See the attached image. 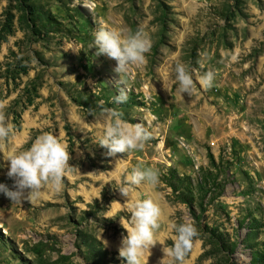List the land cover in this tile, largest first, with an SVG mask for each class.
<instances>
[{
    "label": "rangeland",
    "instance_id": "1",
    "mask_svg": "<svg viewBox=\"0 0 264 264\" xmlns=\"http://www.w3.org/2000/svg\"><path fill=\"white\" fill-rule=\"evenodd\" d=\"M101 25L143 29L145 61L115 74L114 60L91 46ZM177 62L191 70L190 95L176 90ZM120 91L127 100L114 103ZM102 109L151 138L105 155L94 142ZM0 110L14 126L0 155L42 134L69 155L60 192L44 185L21 204L0 194V264H124L127 204L144 198L162 213L146 264H166L170 220L198 233L183 264H264V0H0ZM133 167H154L159 182L126 200L118 188Z\"/></svg>",
    "mask_w": 264,
    "mask_h": 264
},
{
    "label": "clouds",
    "instance_id": "2",
    "mask_svg": "<svg viewBox=\"0 0 264 264\" xmlns=\"http://www.w3.org/2000/svg\"><path fill=\"white\" fill-rule=\"evenodd\" d=\"M91 46L95 56H104L114 60L113 72L125 73L132 64H142L145 53L151 47V38L143 29L129 30L124 35L121 30L101 25L92 35ZM80 50L74 49L73 53ZM174 82L179 94L190 95L193 90L191 70L183 63L177 62L173 67ZM214 72L205 71L199 77L200 85L210 88L213 85ZM127 95L120 91L113 97L114 103H124ZM105 119L100 134L94 140L106 149L105 155L115 156L142 148L151 138V132L140 123L130 124L122 118V113L114 109H102ZM79 119V118H78ZM14 133V126L8 123L0 110V140L7 139ZM0 160L7 161L6 176L11 185L0 182V194L11 203L34 201L40 195V189L46 185L58 193L62 189V178L68 168L69 155L66 147L50 134L35 137L31 143L20 151L0 155ZM3 165H0L2 167ZM159 182V172L154 167H133L123 177L118 191L129 200L131 192L141 185L155 187ZM129 218L122 227L126 234L122 235L117 248L118 256L124 264H146L149 249L160 241L155 232L160 227L161 209L151 198L130 199L127 204ZM99 228L98 240L102 245L107 241L101 238ZM167 228L172 233V242L164 252L166 264H183L192 247L193 238L198 235L195 226L188 220L177 222L170 220Z\"/></svg>",
    "mask_w": 264,
    "mask_h": 264
},
{
    "label": "trees",
    "instance_id": "3",
    "mask_svg": "<svg viewBox=\"0 0 264 264\" xmlns=\"http://www.w3.org/2000/svg\"><path fill=\"white\" fill-rule=\"evenodd\" d=\"M208 159H209L210 165L214 167V159L211 154L208 155Z\"/></svg>",
    "mask_w": 264,
    "mask_h": 264
}]
</instances>
